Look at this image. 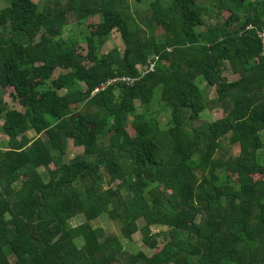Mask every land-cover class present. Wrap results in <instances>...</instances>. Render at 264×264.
I'll return each instance as SVG.
<instances>
[{
  "label": "trees",
  "instance_id": "1",
  "mask_svg": "<svg viewBox=\"0 0 264 264\" xmlns=\"http://www.w3.org/2000/svg\"><path fill=\"white\" fill-rule=\"evenodd\" d=\"M131 7L0 8V264H264V0ZM69 24L78 35L63 39ZM113 32L125 51L102 54ZM119 76L140 80L94 92ZM208 108L222 117L199 124ZM68 142L82 149L70 160ZM103 216L142 250L94 228Z\"/></svg>",
  "mask_w": 264,
  "mask_h": 264
},
{
  "label": "rangeland",
  "instance_id": "2",
  "mask_svg": "<svg viewBox=\"0 0 264 264\" xmlns=\"http://www.w3.org/2000/svg\"><path fill=\"white\" fill-rule=\"evenodd\" d=\"M40 7L42 8L44 1L45 0H35ZM135 0H129L130 4H131V9L133 12V15L137 18V11L140 12V14H143L145 12H147L148 9V5L150 0H141L140 3H134ZM250 2H253V0H248ZM7 0H0V8L6 5ZM72 22V21H70ZM69 22V23H70ZM78 30L79 28H76L73 24H69L68 26L64 27V32H63V39H66L69 35L75 33L78 35ZM112 36H110L108 42L105 44L104 49L102 50V54H105L111 50H113L114 48L119 49L120 51L124 52L125 51V44L124 41H122L121 36L118 32H113L111 33ZM60 70H57L54 74V78L58 77L60 75ZM227 76H231L230 78H232V75L230 72L226 73ZM204 85V83L202 84ZM202 97L204 99V102H206L208 99L213 98L214 96H216V93H214V89H208L205 87H202ZM159 88H157L154 92V99H153V110L155 111H159V115H160V119L163 121V124L167 123V112L165 110V108L163 106H161L158 102L159 100ZM262 95L264 96V88L262 89ZM223 115L222 110L221 109H206L205 112L202 113L201 115V119H200V123L199 124H206L208 123V121H212V120H217L219 118H221ZM27 136L29 138H35V133L33 132H29L27 134ZM261 136V140L264 143V132L260 134ZM7 144L6 141L4 140V138L0 137V148L3 150L7 149ZM237 152V148H229V146H227V144H225V148L224 151H222L221 153L227 156H234L236 155ZM82 153V149H77L74 148L71 144V142H68V147H67V151H66V159L70 160L73 157L80 155ZM83 222L82 217H76L74 219H72L70 221V225L72 227L78 226L79 224H81ZM143 222H139V226L141 227L143 224ZM93 227L96 229H101L104 234L106 236H114L117 237L118 239H120V243L122 248L125 249V251L128 252V254H135L137 252H139L140 250H142L143 248V243H142V236L140 233H136L133 236L132 241H127L125 239L121 238V233H120V228L113 223L107 216H103L100 219H98L97 221H95L93 224ZM161 231H166V228L164 227H160V226H154L152 227V232L153 233H159Z\"/></svg>",
  "mask_w": 264,
  "mask_h": 264
},
{
  "label": "built area",
  "instance_id": "3",
  "mask_svg": "<svg viewBox=\"0 0 264 264\" xmlns=\"http://www.w3.org/2000/svg\"><path fill=\"white\" fill-rule=\"evenodd\" d=\"M257 38L261 41L262 44V49H264V30L262 31H257L256 32ZM158 60V57L155 58V61H150L149 62V67L145 71H142V76H144L146 73L149 71H154L156 61ZM140 80V77H130V76H119L115 77L113 79H110L109 81L102 83L99 87L95 88L94 92L102 91L104 90L107 86L110 85H116V84H122L126 86H134L136 82Z\"/></svg>",
  "mask_w": 264,
  "mask_h": 264
}]
</instances>
